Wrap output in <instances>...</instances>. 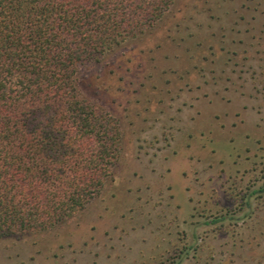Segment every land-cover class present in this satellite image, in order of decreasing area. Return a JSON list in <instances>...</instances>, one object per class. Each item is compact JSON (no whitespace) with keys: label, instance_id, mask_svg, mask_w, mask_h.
<instances>
[{"label":"rangeland","instance_id":"obj_1","mask_svg":"<svg viewBox=\"0 0 264 264\" xmlns=\"http://www.w3.org/2000/svg\"><path fill=\"white\" fill-rule=\"evenodd\" d=\"M80 78L119 159L56 228L0 238V264H264V0H173Z\"/></svg>","mask_w":264,"mask_h":264},{"label":"trees","instance_id":"obj_2","mask_svg":"<svg viewBox=\"0 0 264 264\" xmlns=\"http://www.w3.org/2000/svg\"><path fill=\"white\" fill-rule=\"evenodd\" d=\"M172 2L0 0V238L56 228L101 191L121 130L80 71L143 39Z\"/></svg>","mask_w":264,"mask_h":264},{"label":"flooded vegetation","instance_id":"obj_3","mask_svg":"<svg viewBox=\"0 0 264 264\" xmlns=\"http://www.w3.org/2000/svg\"><path fill=\"white\" fill-rule=\"evenodd\" d=\"M260 189H261V188H258L257 190H254L253 192H257V191H260ZM253 192H252V193H253Z\"/></svg>","mask_w":264,"mask_h":264}]
</instances>
